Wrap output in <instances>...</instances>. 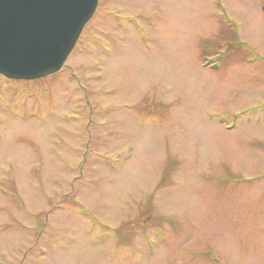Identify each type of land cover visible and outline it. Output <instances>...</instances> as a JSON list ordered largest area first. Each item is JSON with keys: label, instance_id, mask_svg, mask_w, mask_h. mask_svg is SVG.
Listing matches in <instances>:
<instances>
[{"label": "rangeland", "instance_id": "obj_1", "mask_svg": "<svg viewBox=\"0 0 264 264\" xmlns=\"http://www.w3.org/2000/svg\"><path fill=\"white\" fill-rule=\"evenodd\" d=\"M0 264H264V0H98L0 74Z\"/></svg>", "mask_w": 264, "mask_h": 264}, {"label": "water", "instance_id": "obj_2", "mask_svg": "<svg viewBox=\"0 0 264 264\" xmlns=\"http://www.w3.org/2000/svg\"><path fill=\"white\" fill-rule=\"evenodd\" d=\"M98 0H0V74L35 80L58 72Z\"/></svg>", "mask_w": 264, "mask_h": 264}]
</instances>
